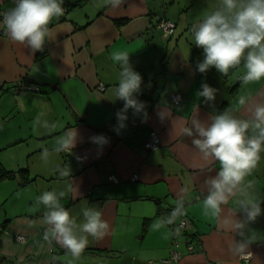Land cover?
Listing matches in <instances>:
<instances>
[{
  "label": "crops",
  "instance_id": "1",
  "mask_svg": "<svg viewBox=\"0 0 264 264\" xmlns=\"http://www.w3.org/2000/svg\"><path fill=\"white\" fill-rule=\"evenodd\" d=\"M219 5L220 0H124L113 8L104 0H64V14L50 20L43 50L35 53L11 41L0 26V165L12 172L26 169L29 178L25 184L19 176L0 180V261L49 264L53 243L58 264H166L171 250L183 255L176 264H264V214L245 229L251 236L244 253L249 258L233 255L230 246L241 238L223 221L242 218L239 196L221 206L219 221L205 215V181L220 165L201 157L194 137L180 134L193 120L206 122L224 110L247 119L251 107L264 102V78L245 83L243 60L227 75L195 71L203 55L191 35L193 25ZM14 6L15 0H0V19ZM160 19L174 23L171 36L155 29ZM114 51H127L133 69L152 84L145 97H138L146 104V121L129 109L127 127L119 135L112 131L115 113L123 107L114 94L121 70L110 58ZM16 82L37 85L39 91L14 93ZM204 82L217 89L211 105L198 95ZM174 93L182 95L178 104L171 102ZM240 96L250 98L248 105H238ZM161 108L167 116L163 121L156 114ZM73 128L82 142L71 153L54 151ZM151 132L157 133L159 145L145 151ZM96 134L110 141L102 154L88 140ZM45 148L47 158L42 157ZM69 167L70 175L59 174ZM249 182L248 191L264 209V152L245 177V185ZM182 189L187 190L186 214L176 221L189 222L173 246L172 224L159 230L153 224L172 211L185 195ZM44 191L64 192L60 203L78 223L83 208L97 207L109 225L107 234L98 240L89 236L76 259L55 240L46 241L49 226L43 216L48 210L37 201ZM17 235L25 241L18 242ZM188 243L195 246L192 253Z\"/></svg>",
  "mask_w": 264,
  "mask_h": 264
},
{
  "label": "clouds",
  "instance_id": "2",
  "mask_svg": "<svg viewBox=\"0 0 264 264\" xmlns=\"http://www.w3.org/2000/svg\"><path fill=\"white\" fill-rule=\"evenodd\" d=\"M124 0H104L111 7H119ZM64 0H15V6L6 11L0 26H3L10 40L26 44L33 52L42 51L49 35L48 25L54 17L64 14ZM191 35L195 46L202 49L203 59L196 63L195 71L201 74L210 69L221 75H227L229 69L241 64L245 73V83L260 81L264 78V0H220L219 7L206 13L203 18L193 25ZM127 51H114L111 60L121 68L118 84L114 90L116 100L123 102V107L115 113L116 124L112 131L119 135L127 127L128 111L133 116L147 119L146 104L138 97L141 94L142 77L135 71L129 61ZM198 95L205 103L211 105L215 101L217 89L204 82ZM249 97L240 96L238 105H248ZM250 117L240 119L228 110L216 112L208 121L193 120L192 126L180 128V134L194 137L192 144L205 161H217L220 165L215 176L206 179L207 194L202 207L205 215L218 221L222 205L230 197L239 196L237 201L241 219H225L223 227L233 231L240 240H233L230 251L233 255L246 252L251 236L245 233L247 226L255 222L257 217L264 214L261 200L252 197L248 189L250 182L245 185V177L256 168L264 152V102H258L250 109ZM158 118H167L164 110L157 111ZM170 114V113H169ZM45 128L48 126L45 122ZM102 154L104 146L109 144V138L103 134L88 137ZM82 137L78 129L73 128L57 141L56 152L71 153ZM49 150L45 148L42 157L47 158ZM61 176L71 174L70 167L60 170ZM71 190V189H70ZM185 195L175 201V206L166 218L159 219L153 224L154 230L173 224L186 214V189L181 190ZM64 192L44 191L37 201L48 210L43 216V223L49 227L44 233L46 241L56 243L78 258L89 245L88 237L102 239L108 231L107 221L102 219V213L97 207H85L81 210L83 220L77 222V217L70 215L60 203Z\"/></svg>",
  "mask_w": 264,
  "mask_h": 264
},
{
  "label": "built area",
  "instance_id": "3",
  "mask_svg": "<svg viewBox=\"0 0 264 264\" xmlns=\"http://www.w3.org/2000/svg\"><path fill=\"white\" fill-rule=\"evenodd\" d=\"M155 29L159 30L164 37H169L173 34L175 25L172 21H169L166 19H160L155 24ZM11 88L14 93L21 92V91H32V92L39 91V87L37 85L26 83V82H16L13 84ZM102 89L103 87H101V90ZM181 100H182V95L180 93H174L171 95V102L173 104H178L180 103ZM158 145H159V137L157 133L151 132L143 143V149L145 151L155 150L158 147ZM135 179H136V176L133 175L132 180H135ZM109 181L113 183H117V179L114 176H110ZM197 199H199V197H197ZM188 222H189L188 219L182 218L180 219L179 222L175 221L172 224V233H173L172 245L173 246H177L179 244V238L182 235V233L185 232L186 228L188 227ZM3 232H4V229L2 226H0V238ZM263 236H264V233H263ZM15 238L20 243H23L25 241L24 236H21V235H17ZM194 248L195 247L192 244L190 243L187 244L188 253H192L195 250ZM52 249L53 250H52L51 260L49 264H58L56 260V254H55V244L53 243H52ZM182 256L183 255L181 252H178L176 250H171L169 258L165 260L164 262L166 264H176ZM241 258L243 260H247L249 258V255L243 254ZM0 264H16V263L0 261Z\"/></svg>",
  "mask_w": 264,
  "mask_h": 264
},
{
  "label": "trees",
  "instance_id": "4",
  "mask_svg": "<svg viewBox=\"0 0 264 264\" xmlns=\"http://www.w3.org/2000/svg\"><path fill=\"white\" fill-rule=\"evenodd\" d=\"M142 77V84H141V94L140 97H145L146 93L148 92L149 88H151V80L146 78L145 76L141 75ZM16 176L22 177V183L25 184L29 178H28V171L26 169H20L17 172H12L5 170L0 165V180H7V179H13ZM195 247V246H194Z\"/></svg>",
  "mask_w": 264,
  "mask_h": 264
}]
</instances>
